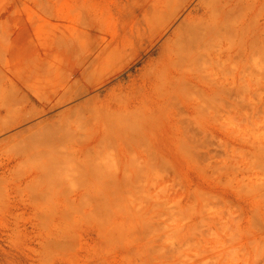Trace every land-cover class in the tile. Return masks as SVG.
<instances>
[{
	"label": "rangeland",
	"instance_id": "rangeland-1",
	"mask_svg": "<svg viewBox=\"0 0 264 264\" xmlns=\"http://www.w3.org/2000/svg\"><path fill=\"white\" fill-rule=\"evenodd\" d=\"M0 264H264V0H0Z\"/></svg>",
	"mask_w": 264,
	"mask_h": 264
},
{
	"label": "bare ground",
	"instance_id": "bare-ground-1",
	"mask_svg": "<svg viewBox=\"0 0 264 264\" xmlns=\"http://www.w3.org/2000/svg\"><path fill=\"white\" fill-rule=\"evenodd\" d=\"M195 12H197L198 10H194ZM168 47V46H167ZM167 52V51H166ZM161 55H163V54H165V47H164V44H162V47H161V53H160ZM60 103V102H59ZM59 103H55V105H58ZM71 109V108H70ZM70 109H66L65 111H63L61 114H59L60 116H62V115H64L65 113H67L68 111H70ZM137 110H139V109H137ZM17 123H19V122H17ZM16 123V124H17Z\"/></svg>",
	"mask_w": 264,
	"mask_h": 264
}]
</instances>
